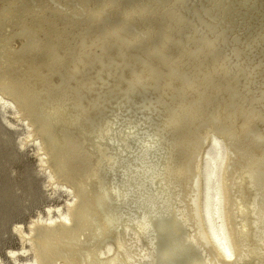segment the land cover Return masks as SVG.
<instances>
[{"label": "bare ground", "instance_id": "bare-ground-1", "mask_svg": "<svg viewBox=\"0 0 264 264\" xmlns=\"http://www.w3.org/2000/svg\"><path fill=\"white\" fill-rule=\"evenodd\" d=\"M0 105L68 196L11 264H264V0H0Z\"/></svg>", "mask_w": 264, "mask_h": 264}, {"label": "rangeland", "instance_id": "rangeland-1", "mask_svg": "<svg viewBox=\"0 0 264 264\" xmlns=\"http://www.w3.org/2000/svg\"><path fill=\"white\" fill-rule=\"evenodd\" d=\"M11 115L7 106L0 105V260L5 264L13 262L6 251L20 248L14 227H27L47 206L62 204L68 198L62 190L46 185L34 146L20 144L26 130Z\"/></svg>", "mask_w": 264, "mask_h": 264}]
</instances>
